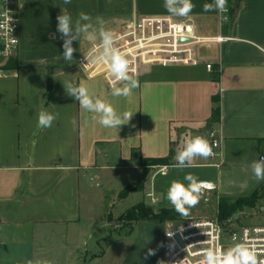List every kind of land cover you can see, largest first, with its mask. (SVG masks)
Listing matches in <instances>:
<instances>
[{"label": "crops", "instance_id": "obj_1", "mask_svg": "<svg viewBox=\"0 0 264 264\" xmlns=\"http://www.w3.org/2000/svg\"><path fill=\"white\" fill-rule=\"evenodd\" d=\"M18 1L19 49L14 65H8L11 58L0 65V264H166L165 233L157 242L151 226L134 224L128 241L104 245L106 237H100L96 249H85L91 220L84 225L83 186L90 171L108 167L112 158L144 170L142 189L146 196L154 193L155 208H172L167 189L173 180L187 183L189 172L212 183L208 194L219 199L249 195L262 185L250 164L264 155V0H239L236 15L225 23L217 11H204L213 0H192L187 17L167 12L164 0ZM81 12L94 25L102 18L97 30L115 31L133 16L162 15L192 23L201 37L228 39L199 45L197 66L143 67L139 87L128 97H114L103 79L88 78L79 66L92 42L74 41L75 63L63 60L57 17L67 13L75 23ZM63 81L83 85L118 114L133 115L119 129L105 128L98 114L66 94ZM41 109L58 114L50 128L37 126ZM209 129L222 139L220 156L176 168L182 137ZM142 159L166 162L145 166ZM123 245H129L125 254L110 255Z\"/></svg>", "mask_w": 264, "mask_h": 264}, {"label": "built area", "instance_id": "obj_2", "mask_svg": "<svg viewBox=\"0 0 264 264\" xmlns=\"http://www.w3.org/2000/svg\"><path fill=\"white\" fill-rule=\"evenodd\" d=\"M221 14V13H220ZM230 20L228 11L221 14V22ZM189 26L192 32H189ZM20 6L18 0H0V57L10 59L16 55L20 44ZM116 47H118L129 60V74L138 77L145 66L188 65L202 64L198 56V46L205 43H222L228 38L223 36L201 37L197 34L195 26L188 21H178L169 16L142 15L133 16L117 30ZM187 39L188 42H182ZM95 43H99L96 41ZM92 47V45H91ZM90 47V48H91ZM90 48L84 53L86 54ZM79 59V66L88 78H101L109 88L111 78L107 66L87 64L85 55ZM87 64V65H84ZM209 71L214 69V64L206 63ZM114 79V78H112ZM123 83L118 82L117 86ZM209 140L213 146L214 155L209 158H217L221 153L222 139L217 131L209 129L198 133ZM189 138H187L188 140ZM205 189L201 199L208 200V192ZM149 205L157 203L154 193H147ZM223 227L218 219L208 216H193L185 218L178 224L169 226L165 232L164 253L166 264H199L204 249L213 247L217 250H225L234 243L245 239L254 245L261 258H264V225L242 226L232 229L228 222ZM261 229L262 231H256ZM229 241L226 242L225 240ZM208 241V243H202ZM196 245V246H193Z\"/></svg>", "mask_w": 264, "mask_h": 264}, {"label": "clouds", "instance_id": "obj_3", "mask_svg": "<svg viewBox=\"0 0 264 264\" xmlns=\"http://www.w3.org/2000/svg\"><path fill=\"white\" fill-rule=\"evenodd\" d=\"M65 4H70L71 0H64ZM228 0H213V3L203 5L205 12L217 11L218 13H226ZM164 8L172 15L179 17H187L195 5L192 0H164ZM57 31L63 39V60L71 65L75 63L73 47L74 41L87 40L92 42L90 50L84 54L87 64L105 65L108 74L111 77L109 84L112 87V95L114 97H128L132 91L139 87V81L129 74V60L116 47V34L110 30L100 27L97 30L96 25H102L101 17L96 18L95 25L91 22V17L81 12L73 23L71 15L64 13L57 17ZM192 32L191 26L188 29ZM99 36V43H95ZM84 64V65H87ZM114 78V79H112ZM123 81V86H117L118 82ZM66 94L73 97L79 102L82 109L99 115L98 123L105 128H116L126 124L133 113L124 112L118 114L111 103L105 102L99 98L93 99L89 95V91L83 85H78L72 81H63ZM58 114H53L47 110L41 109L37 117V126L41 129L50 128L57 119ZM93 119H96L94 116ZM75 124V121H73ZM214 144V142H212ZM209 140L202 136L189 138L183 150H179L175 156V167L185 169L195 166L198 158L207 159L214 155L213 146ZM251 172L257 182L264 181V158L254 160L250 164ZM184 183L180 180L171 181L167 189V200L170 202L175 211L187 217L189 210L200 203L205 189H211L214 185L208 181L199 180L192 173L185 174ZM247 229L245 230V239L239 243H234L225 250H217L213 247L204 249L202 259L199 264H264V258H261L257 248L247 240ZM256 231H262L257 229ZM202 243H208L204 241ZM196 246V245H193ZM149 255L154 254L149 249ZM28 264H51L47 260H37L35 262L28 261Z\"/></svg>", "mask_w": 264, "mask_h": 264}, {"label": "rangeland", "instance_id": "obj_4", "mask_svg": "<svg viewBox=\"0 0 264 264\" xmlns=\"http://www.w3.org/2000/svg\"><path fill=\"white\" fill-rule=\"evenodd\" d=\"M53 20L54 18L50 19L47 25H52ZM40 48L42 47L40 46ZM10 60H13V58ZM4 61L6 59L0 57V65ZM191 137L193 136H183L181 146L184 147L187 138ZM107 165L108 167L90 171L83 186L85 189L83 199L84 225L89 224L88 218L91 220V227L86 240L87 245L85 246L88 251L96 249L95 241L100 237H106L104 241L107 243L104 245H109V243L121 239H123V242L128 241L130 227L134 224L153 227L152 234L154 232L155 241L158 242L169 226L178 224L185 218L203 215L220 220L218 212L220 200L214 193H211L208 200L201 199L197 206L191 208L187 217L179 216L163 223L147 220L127 221L124 219V214L129 209L139 202H144L147 205L150 203L143 189L139 185H135L143 177L144 170L138 167L136 163L120 162L115 158L110 159ZM99 184L103 186L99 187ZM262 184H264V181H262ZM155 206L156 204L152 207L155 209ZM235 216H238V218H235ZM226 222L232 229L242 226L264 225V196L253 207L245 206L237 209L233 217L227 219ZM225 241L228 242L229 240L226 239ZM109 247L112 248L111 245ZM105 249L107 248L105 247ZM111 250L109 251L110 255L117 252L121 256L129 250V245H123L118 250L116 248Z\"/></svg>", "mask_w": 264, "mask_h": 264}, {"label": "trees", "instance_id": "obj_5", "mask_svg": "<svg viewBox=\"0 0 264 264\" xmlns=\"http://www.w3.org/2000/svg\"><path fill=\"white\" fill-rule=\"evenodd\" d=\"M238 1L239 0H228L227 8H228V13H229L230 18H232V16L236 15L237 13ZM8 65L9 66L14 65V61L10 60L8 62ZM216 103H219V98H216ZM219 114H220L219 107H216L214 109L213 119L217 120L219 118ZM165 162L166 160L164 159H142V165H145V166L157 165V164H162ZM145 181L146 179H142L139 182L135 183V185H139L140 188H143ZM263 196H264V184H262L259 188L254 190L249 195L240 196L236 198L235 200L229 197H221L219 199L220 201H219V209H218L221 222L224 223L227 221V219L232 218L234 212L239 208H243L245 206L253 207ZM190 211L191 209L189 210V212ZM179 216H182V215L178 214L173 207L172 208L161 207V208L154 209L152 206L147 205L144 202H139L138 204L133 206L131 209H129L124 214V219L127 221L147 220V221L163 223L168 220L176 219Z\"/></svg>", "mask_w": 264, "mask_h": 264}, {"label": "water", "instance_id": "obj_6", "mask_svg": "<svg viewBox=\"0 0 264 264\" xmlns=\"http://www.w3.org/2000/svg\"><path fill=\"white\" fill-rule=\"evenodd\" d=\"M237 11H238V10H237ZM181 41H182V42H188L189 40H187V39H181ZM259 158H264V155H260ZM235 218H238V216H235ZM222 226H223V227H226V226H227V223L224 222V223L222 224Z\"/></svg>", "mask_w": 264, "mask_h": 264}]
</instances>
